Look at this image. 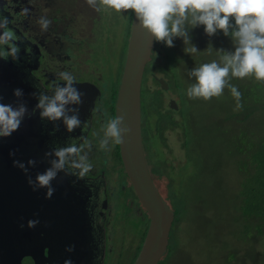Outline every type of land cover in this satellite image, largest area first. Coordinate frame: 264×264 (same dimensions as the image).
<instances>
[{
    "label": "rangeland",
    "instance_id": "obj_1",
    "mask_svg": "<svg viewBox=\"0 0 264 264\" xmlns=\"http://www.w3.org/2000/svg\"><path fill=\"white\" fill-rule=\"evenodd\" d=\"M64 1V5L73 4L69 7H59L56 15L63 14L68 17L64 19L60 27L71 24L68 28L70 37H77L78 31L75 29V22L80 23L79 18L72 20L79 11L81 15L91 14L93 18L99 16L94 13L85 1H81L78 6L75 5L77 0H58ZM78 7V11L74 8ZM49 10V9H46ZM42 10L41 13L49 17L53 12ZM113 26L111 49L105 56L104 61L97 59L92 64L94 71L88 76L100 82L104 90H110L114 83L113 77L117 74L118 57L117 52L121 46L124 25L128 12L117 13L114 9L108 8ZM103 12V11H101ZM105 12V11H104ZM72 20V21H71ZM74 22V24H72ZM83 23H88L82 21ZM80 23L82 27L89 30V24ZM103 25V24H102ZM104 26V25H103ZM60 32V30H59ZM103 29L95 30L92 36L99 37ZM191 43L200 51L197 54L189 55L185 53V45L182 38L174 40V47H168L170 52L182 53L184 59L179 64L182 70L174 61L165 63V72L153 71L157 77L166 79L167 84L171 86L164 89L158 82H155L148 75L146 87L150 92H146L143 96V116L145 124L154 125L156 116L152 115L149 108V100H153L154 96L151 90L160 91L157 93L162 98L164 106H168L169 102L178 101L177 92L180 90L185 97L184 100L189 107L190 128L187 130V137L190 140L191 150L193 152V167H183L187 162L186 147L183 146L184 135L180 130H172L168 127L163 134V140H156V128L152 131L154 134L144 133L146 147V157L150 167L158 170L159 166L165 171L170 169V177L162 176L161 173L154 174V179L158 184L161 192L167 194L166 183L171 182L173 193L169 197H165L167 201L178 204L183 208L184 220L176 233V237L172 239V246L176 251L168 264H264V219L261 221L263 225L261 232L255 227L258 219L253 216L254 213H246L250 207L244 209L245 200L252 196L253 191H249L250 176L255 169L250 162V154L252 148H248V142L253 143L262 139L264 130L256 128L261 122H264V109L252 102L249 97L244 100L241 110L235 111L236 104L232 105L230 90L225 89L221 97H213L206 102L202 98L190 99L187 96V88L194 83V78L189 76L192 68L198 67L203 63L219 60L220 54L215 50L223 49L225 51H234V45L231 37L223 35L222 31L214 36L209 37L203 27L190 29ZM67 43L64 44V47ZM209 45L212 46L211 54L206 50ZM93 50H97L92 45ZM165 54V52H164ZM159 56L162 54L159 52ZM92 59V57H91ZM90 59V60H91ZM104 67V68H103ZM100 73L99 76L95 74ZM25 80V79H24ZM253 81H257L252 77L243 79L233 77L231 83L236 86L244 83L245 90H249V86ZM26 82V80H25ZM169 82V83H168ZM264 83V81H258ZM29 83V82H28ZM26 82V84H28ZM174 83L177 84L175 87ZM180 88V90L178 89ZM239 88V87H237ZM240 89V88H239ZM238 89V90H239ZM240 92L242 90H239ZM236 103V101H235ZM155 102L154 105H157ZM177 105V104H176ZM178 108V107H177ZM254 109L253 113L244 118L247 111ZM235 114V115H234ZM233 115L234 117H229ZM176 119H180L179 114L173 113ZM257 130V131H256ZM247 132V134L242 133ZM249 132V134H248ZM262 134V135H261ZM261 135V136H260ZM250 136V138H249ZM237 144L243 149L237 152ZM233 149H236L233 151ZM157 152L158 158L150 156V152ZM160 159V157H162ZM104 158L103 168L106 170L107 176L113 184L119 183L124 186L125 190L117 184L113 190L111 201V213L108 221L111 219L113 225V234L111 242L114 241L115 250L122 243L123 250H120L121 259L127 264L133 256H129L130 247L141 239V230L146 227V220H142L136 214L129 213L125 210L126 203L133 202L128 194L129 188L122 172L116 169L113 160ZM195 161H199L198 164ZM160 164V165H159ZM101 165V164H100ZM183 167V168H181ZM181 168V169H180ZM179 182V185H178ZM176 184V185H175ZM178 185V186H177ZM168 187V186H167ZM182 187V188H181ZM123 188V189H124ZM119 189V191L117 190ZM255 189V188H254ZM258 188L255 189V191ZM184 192V195L182 193ZM131 193V192H130ZM186 202V203H185ZM247 202H249L247 200ZM177 205V206H178ZM185 208V209H184ZM130 214V215H129ZM188 222L185 224V222ZM141 229V230H140ZM166 263V264H167Z\"/></svg>",
    "mask_w": 264,
    "mask_h": 264
},
{
    "label": "water",
    "instance_id": "obj_2",
    "mask_svg": "<svg viewBox=\"0 0 264 264\" xmlns=\"http://www.w3.org/2000/svg\"><path fill=\"white\" fill-rule=\"evenodd\" d=\"M153 37L143 29L132 12L129 38L123 69L115 100V116H123V126L131 132L123 137L119 153L123 170L130 185L143 205L149 225L144 241L133 264H158L168 244L169 229L174 213L161 196L150 173L142 142L141 88L145 66L152 55ZM167 87L163 79H159ZM85 85L76 87L79 91ZM22 89L21 98L29 111L36 102L32 92L21 84L18 72L8 61L0 59V102L17 104L15 89ZM92 92L87 101H93ZM85 102V101H83ZM86 103L85 108L91 107ZM175 101L172 107L176 108ZM41 119L39 110L30 118L25 117L19 130L9 137H0V264H89L91 260V225L85 208V199L66 182L63 172L52 181L53 196L46 199V189L33 191L28 177L33 180L37 173L50 167L45 152L51 151L47 139L51 126ZM15 152V155H10ZM35 160L36 166L28 173L15 167L14 160ZM29 220H38L35 228H28ZM24 225V227H21ZM74 245L72 252L65 249Z\"/></svg>",
    "mask_w": 264,
    "mask_h": 264
},
{
    "label": "clouds",
    "instance_id": "obj_3",
    "mask_svg": "<svg viewBox=\"0 0 264 264\" xmlns=\"http://www.w3.org/2000/svg\"><path fill=\"white\" fill-rule=\"evenodd\" d=\"M86 3L96 11H100V5L114 9L117 13H135L141 27L153 37L156 42L164 43L167 47H174V40L182 38L185 45V53L192 55L200 51L191 43L190 29L203 26L204 32L214 36L222 31L226 37H231L234 51L223 49L215 50L219 60L203 63L189 71V76L195 82L187 88V96L190 99L202 98L208 102L213 97H221L225 89L230 90L235 98V111L242 109V93L231 83L233 77L243 79L252 77L257 81H264V0H86ZM234 21V22H233ZM9 19L0 16V59L7 61L20 60V43L22 39L16 31L9 27ZM37 23L41 31H47L51 21L41 16ZM212 53L211 45L206 49ZM25 53L30 55V50L25 47ZM64 81L63 86H54L51 95L44 91L32 93L37 97L38 103L29 111L25 102L22 89H15L13 95L17 98V104L0 102V137H9L19 130L25 117H31L39 110L41 119L56 122L63 121L68 132H73L82 125L87 126V121L79 118V106L83 103L85 93L79 91L76 77L68 72L59 73ZM3 97H0L2 100ZM102 128L103 135L97 133L99 149L110 152L113 145H122L123 137L131 132L127 126H123L124 117L116 115L107 117ZM77 139H71L67 146H55L51 151L45 152V157H52L48 162L50 167L42 173H37L35 180L28 177V184L33 191L46 189V199H50L55 189L52 181L59 173L84 179L93 169L89 160V152L92 149L91 142L78 143ZM10 155H15L11 152ZM36 161L30 159L27 166L24 162L14 160L15 167L28 173L29 167H35ZM38 220H29L28 228H35ZM24 227V225H21ZM67 252L74 250V245L65 249ZM64 264H72L71 260H65Z\"/></svg>",
    "mask_w": 264,
    "mask_h": 264
},
{
    "label": "flooded vegetation",
    "instance_id": "obj_4",
    "mask_svg": "<svg viewBox=\"0 0 264 264\" xmlns=\"http://www.w3.org/2000/svg\"><path fill=\"white\" fill-rule=\"evenodd\" d=\"M81 1L77 0L75 3L76 6ZM64 1L58 0H0V16H6L10 23L9 27L14 29L17 35L22 39L23 43H20V60L14 62L9 58L7 61L11 66L18 72L21 78V84L28 88L32 93L38 91H44L45 94L51 95V92L55 85L60 84L63 86L64 81L60 78L59 73L62 71H68L76 77V84L74 86L83 84L85 85L81 92L85 93L82 100L85 101L79 106L73 105L72 107L79 108V118L81 121H87V126L82 125L81 128L75 129L73 132H68L66 126L63 124V121L49 122L51 126L48 128L47 139L51 143V147L55 146H67L71 139H77L78 143L83 144L85 141L91 142L92 149L89 152V160L93 165L92 171L84 178L77 179L75 176L65 175L66 182L73 185L75 191L83 199H85V208L89 214L90 225H91V241H90V250H91V260L89 264H125L126 262L121 259L120 261V250H123L122 243L118 246L117 252L114 255V260L112 253L115 250L114 241L111 242L112 234L114 232L113 225L111 224V219L108 221L111 213V197L113 194V188L119 183L113 184L114 181L108 178L106 170L102 167L104 158L113 160L116 169L122 172L129 188L128 194L132 195L130 197L133 202L126 203L125 210L129 213V209L132 214H136L142 220H146V227L141 230V239L137 245V242L134 243L130 248L129 256H133L127 264H133L139 251L141 245L144 241L145 233L149 225L148 215L136 197L133 189L130 185V182L123 170L121 157L119 153V145H113L110 152H104L99 149L97 133L100 136L103 135L102 128L104 126L106 116L114 118L115 117V100L117 96V89L120 82V77L123 69V63L126 54V48L128 43L126 42V47L123 55H121V47L117 52L118 63H117V74L113 77L114 83L110 90L107 88L104 90V86L100 84L93 77L88 76L92 69V64L89 66V63H94L97 59L99 61H104L103 56L111 49L112 41V31L113 22L111 21V16L107 7L100 5V11L94 10V13H98L97 18H93L91 14L81 15L78 11V7L74 8L78 11L76 16L72 20L79 18L80 23L82 21L88 22L83 24H89V30L81 26L80 23L74 24L75 29L78 31L77 37H70L71 35L68 32V28L72 27L71 24H67L64 28L60 27V24L63 23L64 19L68 17L63 14L56 15V12H59V7H64ZM73 4H66L65 7H69ZM49 9V10H46ZM42 10L53 12L49 15L48 19L51 21V25L47 31H41L40 25L37 23V20L41 16L46 14L41 13ZM103 11V12H101ZM105 11V12H104ZM132 15V11H131ZM132 19V18H131ZM71 20V21H72ZM234 22V21H233ZM129 23V20L125 21V25ZM104 26H103V25ZM131 26V22H130ZM202 27V26H200ZM103 29L102 34L99 37L92 36L95 30ZM60 30V32H59ZM130 31V29H129ZM67 45L64 47V44ZM123 43V41H122ZM121 43V45H122ZM92 45L97 48L93 50ZM27 47L31 54L28 55L25 53L24 49ZM159 52L162 54V57L159 56ZM165 48L163 43L154 42V47L152 50V55L148 60L142 79V86H146V81L148 75L155 82H158L159 85L163 87L162 83L159 82V79L162 77H157L153 71H156L155 68H152V71L146 72L148 64L152 60V65L155 67L157 63H162L165 61ZM92 57V59H91ZM91 59V60H90ZM184 57L182 53L177 52L173 60L175 63L178 61V67L180 60H183ZM171 62V61H169ZM104 68V67H103ZM91 70V71H90ZM180 70V68H179ZM163 74H167L165 71H162ZM99 76L100 73L95 74ZM28 84H26L25 80ZM168 88L171 86V83L168 85L167 80L163 79ZM169 83V82H168ZM176 87V83H174ZM148 89V88H147ZM142 90V88H141ZM149 90V89H148ZM96 92L97 95L94 96V99L91 104V107L85 108V104H90V101H87L89 95L92 92ZM150 91V90H149ZM36 104L38 103L37 97H34ZM160 101L162 98L160 96ZM157 102V101H156ZM155 103V102H154ZM142 97H141V105ZM169 105L172 106V100L169 102ZM152 115H154L152 113ZM156 124V123H155ZM154 124V125H155ZM152 125V126H154ZM141 131H142V142L146 156V144L144 140L143 126H142V109H141ZM153 134V133H152ZM154 135V134H153ZM158 140V139H156ZM118 147V148H117ZM119 155V156H118ZM120 160V161H119ZM147 160V157H146ZM120 162V163H119ZM101 164V165H100ZM150 173L152 175L153 181L157 186L161 196L167 202L169 207L174 213V209L171 206L170 201H167L165 197H168L167 194H163L154 179V174L151 172V167L147 161ZM115 185V186H114ZM119 186H121L119 184ZM121 191H124V186H121ZM124 188V189H123ZM119 191V189H117ZM131 192V193H130ZM130 215V214H129ZM175 220L172 222V225L169 229L168 244L165 252L159 260L160 264L169 262L175 253H170V247H172V229ZM113 239V238H112ZM175 251V250H174ZM47 264V263H45ZM168 264V263H167Z\"/></svg>",
    "mask_w": 264,
    "mask_h": 264
},
{
    "label": "trees",
    "instance_id": "obj_5",
    "mask_svg": "<svg viewBox=\"0 0 264 264\" xmlns=\"http://www.w3.org/2000/svg\"><path fill=\"white\" fill-rule=\"evenodd\" d=\"M131 18H132V15H131V10H130L128 17H127V20H129V23L127 25H124V35H123V39H122L123 43L120 46L121 47V55H123L125 47H126L127 37L129 35ZM163 46L165 48V61H163L162 63L164 64V63H168L169 61H172L177 52H174V53L170 52L168 47L164 43H163ZM151 63H152V60L148 64V67H150V68H148L146 72L152 71V68H155V69L160 70V71H166L165 68L162 65H160L161 63H157L155 65V67ZM176 64L178 66V61ZM179 68H180V70H182L180 67V64H179ZM243 85H246V84L239 83L238 85L236 84V87H239L240 89L239 88L238 89L242 90L241 93L245 94L244 100H245V98L247 100V98L249 97V99H251L253 103H255L257 106H261L264 109V83L258 82V81H253L251 83V85L248 87L249 90H245V87ZM176 87H177V84H176ZM178 89L180 90V88H178ZM146 92H150V91L147 89L146 86H142V90H141L142 101H143V96H145ZM151 92H153L154 96L152 97L153 100H149V108L152 111V113L156 116V121H155L156 124L154 125L156 130L153 128L152 125H150V124L146 125L145 124V118L142 114L143 133H146V135H147L149 133L151 134L152 131L155 130L156 131V134H155L156 139H158L159 141H162L164 131L168 127H170L172 130H175V129L180 130V132H182L184 135L183 146L186 147V155H187V159H186L187 162H186V164H184L183 167H188V168L193 167L192 162L194 161V159L192 158V156L195 154H193V152L191 150V145H190L191 142H190L189 138L187 137V135H188L187 130H188V128H190L189 123H190V120H193V119H191V117L189 115V107H187V104L184 100L185 97L183 96V93L181 92V90L179 93L177 92V97H178L179 102L175 101L177 106H176V108H174L171 105L164 106L163 102L160 101V98H156V96L159 97L157 95V93L160 91H157V89H156V90H151ZM155 94H156V96H155ZM242 99H243V97H242ZM244 100L241 101L242 105L245 103ZM156 101L158 102V104L154 105V102H156ZM233 104H236V103H235V100L232 98V105ZM141 109L143 112V104L141 105ZM253 111H254V109L247 111L246 115H244L243 117L244 118L248 117L249 115H251L253 113ZM176 112L179 114L180 119H176L173 116V113H176ZM229 117H234V116L231 115ZM256 128L260 129V131L264 130V122H261L258 126H256ZM242 133L247 134V132H242ZM248 134H249V132H248ZM249 138H250V136H249ZM247 144H248V148L253 147L252 148L253 151L250 154V162L252 163V165L254 166V169H255L254 173L251 174V176H250V180H249L250 181V183H249L250 187H249L248 192L253 191V193L254 192L255 193L252 196H249L245 200L244 209H245V206L251 208L250 210L246 211V213H251V212L254 213L253 216H255L258 219V223H256L255 227L257 229H259V231L261 232L262 227H263V225H261V221L264 219V136H262V139H259V141L255 142V143H253L252 141H249ZM236 149H233V151L236 150L238 153L243 151V149L240 147V144H237ZM150 156H152V157L155 156L156 158H158V153L151 151ZM161 158H163V156L160 157V159ZM195 163L198 164L199 161H195ZM183 167H181V168H183ZM158 171H159V173L162 174V176H165L166 178L170 177V172H171L170 169L165 171V169L160 167V166H159L158 170H154L151 168L152 173H158ZM178 185H179V182H178ZM171 186H172L171 182L167 181L166 190H167V196L168 197H169V195H171V193H173V189H171ZM254 188L255 189L258 188V189L255 191ZM182 195H184V192L182 193ZM247 200L249 202H247ZM170 203L174 209V214H175V220H174L173 229H172V236L176 237V233L179 230L177 228V226L181 225V222L185 218V216H184L185 214H184L183 208L181 206H179L178 204H174L173 201ZM186 223H188V222L186 221L185 224ZM173 237H172V239H173ZM174 248H175L174 245L172 247H170V253L176 252V251H174ZM160 264H166V262L164 263V261H163Z\"/></svg>",
    "mask_w": 264,
    "mask_h": 264
}]
</instances>
